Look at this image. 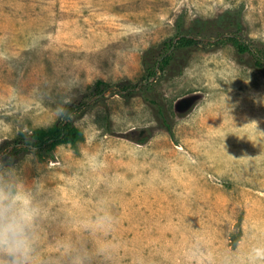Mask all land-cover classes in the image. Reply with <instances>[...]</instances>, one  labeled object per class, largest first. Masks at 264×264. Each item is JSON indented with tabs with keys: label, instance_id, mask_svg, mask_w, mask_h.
Returning a JSON list of instances; mask_svg holds the SVG:
<instances>
[{
	"label": "rangeland",
	"instance_id": "obj_1",
	"mask_svg": "<svg viewBox=\"0 0 264 264\" xmlns=\"http://www.w3.org/2000/svg\"><path fill=\"white\" fill-rule=\"evenodd\" d=\"M239 5L264 42V0H0V145L52 125L99 79L137 81L179 14ZM157 87L172 137L141 97L107 92L75 118V146L0 166L41 210V255L83 241L89 264H264V74L225 44Z\"/></svg>",
	"mask_w": 264,
	"mask_h": 264
},
{
	"label": "trees",
	"instance_id": "obj_2",
	"mask_svg": "<svg viewBox=\"0 0 264 264\" xmlns=\"http://www.w3.org/2000/svg\"><path fill=\"white\" fill-rule=\"evenodd\" d=\"M243 9V5L227 8L215 17H196L189 23L184 14H179L174 21V33L143 52L142 74L137 81L126 79L107 83L97 80L85 93L86 99L77 104L67 103L52 125L30 132L20 131L14 138L5 140L0 145V166L11 165L28 154L52 159L57 146H75L84 138L82 130L74 122L75 118L81 116L89 102L104 104L107 92L118 94L125 100L141 97L151 107L158 125L172 137V118L157 85L162 80L180 75L192 53L229 44L241 64L264 74V42L246 33ZM146 140L147 137L135 141L144 143ZM239 235H232L234 244L238 242Z\"/></svg>",
	"mask_w": 264,
	"mask_h": 264
},
{
	"label": "clouds",
	"instance_id": "obj_3",
	"mask_svg": "<svg viewBox=\"0 0 264 264\" xmlns=\"http://www.w3.org/2000/svg\"><path fill=\"white\" fill-rule=\"evenodd\" d=\"M41 210L29 193L0 182V264H89L83 241L61 242L57 255L40 251ZM236 264V260L224 261Z\"/></svg>",
	"mask_w": 264,
	"mask_h": 264
}]
</instances>
